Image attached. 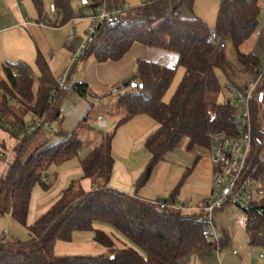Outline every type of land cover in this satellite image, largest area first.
Masks as SVG:
<instances>
[{"label":"trees","instance_id":"16d2710c","mask_svg":"<svg viewBox=\"0 0 264 264\" xmlns=\"http://www.w3.org/2000/svg\"><path fill=\"white\" fill-rule=\"evenodd\" d=\"M194 1L157 0L130 8L112 22L102 23L89 39L75 68L80 61L92 57L100 64L119 62L135 45H141L177 55L178 65L185 69V74L172 100L165 103L164 97L175 80L177 68L139 60L135 75L128 80V87L134 90L121 96L117 104L121 116L111 131L96 139L83 159L80 158L85 147L82 130L91 129L87 121L72 132L57 131L58 142L54 143L49 136L51 124L62 117L61 105L69 87L60 88L44 56L37 57L38 77L25 62L4 66L5 78H0V128L15 136L18 144L6 175H0V219L11 216L27 228L31 239L0 243V264H180L192 255L221 250L227 243L226 237L216 243L207 236L200 213L161 209L154 203L156 201H145L109 185L115 166L116 132L136 116L148 115L159 125L147 139L151 158L136 182V193L147 184L155 167L185 138L190 148H209L210 134L235 133L237 109L217 101L222 94L219 72L228 83L241 89L249 81L260 79L256 95L264 112V65L256 55L241 52L242 45L259 25V0H220L214 32L225 44L231 42L234 61L226 55L225 48L211 44L212 32L206 21L182 16V9L185 6L192 9ZM33 2L42 15L43 0ZM72 2L54 0L57 11L63 15L60 26L76 18ZM85 2V7L94 13L104 2L110 8L126 4V0ZM71 83L68 79V84ZM73 89L81 98L93 97L85 83H74ZM254 115L258 125L262 116L257 107ZM74 159H79L82 175L62 192L43 216L28 225L35 187L39 185L49 190L52 184L45 180L49 170L61 168ZM255 168L264 174V138L258 141L249 157L247 173L254 175ZM84 179L93 181L92 191L81 188L80 182ZM157 201L171 204L175 203V198ZM258 204L246 211L245 229L252 245L264 244L261 235L264 202ZM96 224L111 226L133 246L119 248L112 236L95 229ZM76 231H95L96 241L107 249V254L58 256L55 252L57 242L70 241Z\"/></svg>","mask_w":264,"mask_h":264},{"label":"crops","instance_id":"0c3cea01","mask_svg":"<svg viewBox=\"0 0 264 264\" xmlns=\"http://www.w3.org/2000/svg\"><path fill=\"white\" fill-rule=\"evenodd\" d=\"M26 15L27 12L20 7L18 0H0V64L3 65V68L8 64H14L18 62H25L29 65L30 63L35 62L36 64L38 55L42 54L49 63L51 71L57 79L62 77L60 75L65 71L63 74L65 75L67 73L70 82H81L87 84L89 86V91L94 97L90 99H94L97 102H103L106 97L111 95L109 92H107L109 89L122 85V83L130 80L136 73L137 63L139 60L156 62L163 66L174 67L177 69H179L180 67L178 65V57L175 54L160 52L157 50L145 48L141 45H135L132 50L126 55V57L119 62H108L105 64H100L93 58L92 61L89 60L90 63L84 69H80L79 65H77L76 68L74 67V65H70L66 70L61 71V69L59 68V64L61 62H65L66 56L69 60L70 55H73L72 51L71 54L66 51L65 49L68 47L67 44H58V41H55L53 32H51L50 30H47L45 32L41 31L42 29L40 26L38 27L37 25L32 24L34 22L25 18ZM56 18L54 20H56ZM41 21L44 22V20ZM49 21L53 22V19H51L50 17ZM261 22L264 23V10L262 7L259 17V26L261 25ZM25 23L28 24L25 25ZM57 25L58 22L50 23L49 26L57 27ZM30 39H33V41L36 43L37 49L36 46H34V43H30ZM41 41L46 42V48L41 46ZM12 42H20L21 47L14 46L11 49L8 48L7 44ZM260 51V55H256L251 52H245V54L256 55L260 58L262 65H264V32L260 34ZM245 87L246 86H244L243 88ZM92 88L96 89L98 92H93ZM122 88L119 91H114L115 95L113 97L118 98V101L121 96L129 93L126 90L127 88ZM117 104L115 108V115L117 114ZM61 110L63 117L61 120L57 121V131L65 130L68 132H72L76 130L83 121H87L88 123L90 114L93 111V107L92 102L90 103L89 99L81 98L76 92L71 90V88H68V92L66 93L64 100L62 101ZM103 115L104 114L102 113L99 114V116ZM104 117L106 119V123H108L107 121L110 120L115 124V122L119 119L118 117L114 118V116L110 117L108 115H104ZM29 118L30 117H27V119ZM261 121H264V116L261 117ZM158 127L159 125L157 124V122L150 116L139 115L126 122L117 130L113 144L115 166L113 176L109 184L111 188L129 195H137L139 198L149 202H154L161 199H156L155 196H152L148 191V184L154 171L152 172L147 184L141 190H139V192L136 193L135 188L136 182L143 175L146 166L151 158V154L146 146L147 139L157 131ZM53 129L54 132H56L55 127ZM82 131V138L84 140H93V143L97 138L101 136V134L97 133V131H95L94 129H83ZM53 140L54 143L59 141V139H57L56 137H54ZM93 143L91 144V146L93 145ZM17 144L18 139L15 136H13L8 130L0 128V151H6V153L10 155V163L14 161L15 147L17 146ZM196 147L201 149L203 148L199 146ZM204 149L209 150V148ZM166 157L162 162L166 161ZM74 160H77V162ZM74 160L63 166L59 172V174L62 173L63 175V185L65 186L61 188L57 199H47V193L52 190L53 185L49 190H44L39 185L35 187L30 205L28 225H33L41 216H43L59 200L62 192L72 184L75 178L77 179L82 175V169L79 159ZM162 162H160L159 164H161ZM8 169L9 165L6 166L5 163L0 160V175H6ZM185 172V169L181 166H175L173 171L170 172V181L166 187L169 191H172L174 193L171 194V196L167 199H171L174 197L176 203H181L183 202V200H185V196H181L176 188L178 183L183 180ZM212 178L213 168L212 172H209L207 174L205 181H201L200 183V181L195 180V190L190 195L192 201L189 202V206L197 208L208 198L211 192ZM45 179H47V181L49 182L48 175ZM80 186L86 192L92 191L94 187L93 181L90 179L82 180L80 182ZM224 209L219 211H223ZM223 231L225 232V230ZM261 235L264 239V226L261 229ZM223 237H226L227 239V243L224 245V247H226L228 244L229 236L224 233ZM234 252L233 255H238L237 252L236 254H234ZM215 253L217 252H201L185 258L180 262V264H192L195 261V256L214 258ZM260 259L263 260L264 257L261 258L260 256Z\"/></svg>","mask_w":264,"mask_h":264},{"label":"rangeland","instance_id":"374dc122","mask_svg":"<svg viewBox=\"0 0 264 264\" xmlns=\"http://www.w3.org/2000/svg\"><path fill=\"white\" fill-rule=\"evenodd\" d=\"M18 3L20 7L27 12L25 18L29 19L32 22H41V20H44L46 26L41 27V31L45 32L47 30H50L51 32H53L55 41H58V44H67L68 47L65 50L70 54L71 51L73 54L77 50V47L81 43H83V41L88 36V30L91 26L92 20L89 18H84V12H88L89 16H92L94 12L92 11V9H88L85 7V0H73L72 8L76 18L69 23L64 24L63 26H60L63 24V15L58 11L57 16L59 17V19L57 17L56 20L53 19V22L49 21L50 17L52 16L50 7L51 4L54 5V0H43L42 15L38 12V9L35 6L33 0H18ZM259 3L264 10V0H259ZM126 4L131 8H136L143 5L144 0H126ZM219 8L220 0H195L192 9H190L188 6H185L182 9V16L192 18L197 17L203 19L207 22L211 32H214L216 31ZM96 13L100 14V10L97 9ZM56 22H58L59 27L49 26L50 23ZM70 29H74L79 34V38L72 42H68L67 40ZM263 32L264 23L261 22V25H258L252 36L243 44L241 51L243 53L251 52L256 55H260V34H262ZM30 43H34V46H36V43L33 41V39H30ZM14 46L21 47V43L12 42L7 44V47L10 49ZM41 46L46 48V42L41 41ZM224 51L229 59L231 61H234L235 51L231 42H227ZM71 58L72 55H70L69 60L66 56L65 62H61L59 64V68L61 69V71L66 70L71 65ZM92 59L93 57L89 58L86 61H80L78 63L80 69H84L90 63V61H92ZM30 65L33 67L35 75L38 77L39 71L35 62L30 63ZM63 73L60 76H64ZM184 74L185 69L179 67V69H177L175 80L164 97L165 103H169L172 100L180 83L183 80ZM0 78H5L2 64H0ZM219 78L222 84V94H220V96L217 98V101H223L226 98H231V94L227 90V78L223 76L221 72H219ZM234 80L238 82L241 81L237 77H234ZM119 87H121V85L109 89L107 92H109L111 95L106 97L103 102H97L94 99L89 98V102H92L93 111L90 114L88 123L92 126L91 129H94L99 134H104L111 131L114 126V123L110 120L107 121L108 123L105 127L99 126L96 122L99 114L102 113L105 116L108 115L110 117L114 116V118H119L121 116V114L119 115L118 112L115 115V108L118 98L113 97L115 95L114 91ZM128 88L126 89L123 87L122 89H126L128 92L134 90L133 88ZM92 91L95 93L98 92L94 88H92ZM258 125V129L264 132V121H261L260 119ZM51 127H55V131L57 132V122H53L51 124ZM56 132L49 133V136L52 137V140L54 139ZM260 138L263 139L264 137L260 136ZM92 143L93 140L85 139V147L80 154L81 159L85 158L87 154H89V152L91 151V147L93 146H91ZM74 161L77 162V160ZM175 166H181L186 171L183 180L178 183L176 188L181 196H185V200H183V202L189 203L192 201L190 195L195 190V180H198L201 183V181H205L207 174L209 172H212L213 167L211 165L209 157V150L197 147L190 148V142L187 138H185L174 152L167 155L165 162H162L161 164L157 165V167H155L151 180L148 184V191L152 196H155L156 199L161 198L160 200H164L169 198L171 194L174 193L172 191H169L166 186L170 181V172L173 171ZM61 169L62 167L51 168L47 173L49 177V183L53 185L52 190L47 193V199L49 200L57 199L61 188L65 186L63 185V175L62 173L59 174ZM74 192H77L76 188L74 189ZM257 202H264V197H258ZM246 217V211L236 205H229L223 211H218L215 214V221L217 227L219 228L220 238L222 239L224 233H226L229 236L228 244L219 252L215 253L214 258L195 256V261L192 264H264V259H260L261 255L264 256V245L250 244L249 236L245 229ZM95 229L105 231L108 235L112 236L119 248H123L125 246H133L132 243H130L120 232H118L111 226L96 224ZM223 230H225V232ZM3 231L8 232V240L28 242L31 239L27 228L15 222L9 215L4 216L0 219V232ZM234 251H236L238 255H233ZM55 252L58 256H100L103 254H107V249L96 241L95 231H76L73 233L72 239L70 241H58L55 247Z\"/></svg>","mask_w":264,"mask_h":264},{"label":"built area","instance_id":"2783aa9c","mask_svg":"<svg viewBox=\"0 0 264 264\" xmlns=\"http://www.w3.org/2000/svg\"><path fill=\"white\" fill-rule=\"evenodd\" d=\"M157 0H144L143 5L152 4ZM127 4L122 7L110 8L106 2L99 7L100 14L94 13L92 16L84 12V18L92 20L88 30L87 38L81 43L72 55L71 65H74L82 56L87 47L89 39L96 33L98 27L104 22H112L113 19L122 14L123 11L130 9ZM51 19L57 17L55 5H51ZM28 23H25V25ZM34 25L46 26L43 21L34 22ZM79 34L71 29L67 40L75 41ZM210 42L213 46L224 49L226 44L221 40L216 32L210 35ZM264 73V68L263 72ZM60 88L69 87L73 89V84H68L67 73L57 79ZM258 80H252L248 85L241 89L233 83L227 84V90L231 98H226L223 102L234 106L237 109L235 113V133L228 135L226 132H216L209 136L210 141V161L213 167V178L211 192L208 198L197 208L189 206V203L182 202L166 204L163 201L154 202L161 209L185 210L201 214L200 221L203 223L207 236L216 243H219L220 232L215 222V213L229 205H236L245 211L252 209L256 205L258 197H264V174L259 173L258 169L253 170L254 175L247 173V165L252 151L256 148L258 141L261 139L262 132L258 129L255 120L254 109L257 107L259 115L264 116L261 103L256 95ZM96 122L99 126L107 125L104 116H98ZM89 127L92 126L88 123ZM54 131L53 127L50 128ZM10 155L6 151H0V160L6 166L10 164ZM47 180V179H45ZM8 241V232H0V243ZM217 250L216 252H219ZM236 254V252H234ZM264 256L261 255V258Z\"/></svg>","mask_w":264,"mask_h":264},{"label":"water","instance_id":"95a60500","mask_svg":"<svg viewBox=\"0 0 264 264\" xmlns=\"http://www.w3.org/2000/svg\"><path fill=\"white\" fill-rule=\"evenodd\" d=\"M85 5H86V2H85ZM129 84L130 83L128 81H126V82L122 83L121 87L127 88L129 86ZM133 86H135V84H133ZM121 87H119L115 91H118L119 89H121Z\"/></svg>","mask_w":264,"mask_h":264}]
</instances>
